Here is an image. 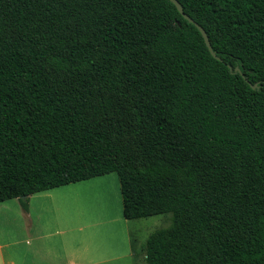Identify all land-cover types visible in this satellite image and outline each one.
I'll return each instance as SVG.
<instances>
[{
  "label": "trees",
  "instance_id": "obj_1",
  "mask_svg": "<svg viewBox=\"0 0 264 264\" xmlns=\"http://www.w3.org/2000/svg\"><path fill=\"white\" fill-rule=\"evenodd\" d=\"M178 1L221 60L170 0H0V202L117 173L147 264H264V0Z\"/></svg>",
  "mask_w": 264,
  "mask_h": 264
},
{
  "label": "crops",
  "instance_id": "obj_2",
  "mask_svg": "<svg viewBox=\"0 0 264 264\" xmlns=\"http://www.w3.org/2000/svg\"><path fill=\"white\" fill-rule=\"evenodd\" d=\"M111 174L36 193L29 197L28 211L23 209L19 199L0 202V222H5V225L0 229V264H105L111 260L119 259H130L134 264H146L145 247L144 245L140 247L142 248V254L140 255L135 237L130 239L129 242L124 239L121 246L117 245L113 251L110 249H105L104 252L100 253L87 249L77 251L75 248H77L79 242L74 246L77 239L74 240L72 238L69 227L64 229V231L48 232V221L44 222L42 220V223H40L39 218L43 217L41 204H45V201L48 203V200H50V203H56L57 200L55 199L57 197L71 199L74 194L84 197L88 194L92 195L93 193L88 192L87 189L98 184L115 183V176ZM119 191L121 193V188ZM120 193L117 194L116 191H112V201L113 205L120 203V208L123 209L122 194L120 195ZM122 216L124 217V214ZM18 219H20L19 222L17 221ZM117 220H120V218L116 214L114 218L109 217L108 220L101 218L95 224L102 225ZM122 221H125L126 225L128 222L135 220H128L124 217ZM59 233H65L66 236L57 240V237L63 236V234ZM11 236L13 237L12 241L9 240ZM129 236L131 238L130 233ZM19 237H21L20 241L18 240ZM3 240L7 241L3 243ZM19 242L23 243L21 251L16 249ZM61 243L65 244V247ZM112 252L115 255L112 256Z\"/></svg>",
  "mask_w": 264,
  "mask_h": 264
},
{
  "label": "rangeland",
  "instance_id": "obj_3",
  "mask_svg": "<svg viewBox=\"0 0 264 264\" xmlns=\"http://www.w3.org/2000/svg\"><path fill=\"white\" fill-rule=\"evenodd\" d=\"M115 176V183H103L93 186L87 189L88 192L93 194H88L86 197L82 195H75L71 199H65L64 197H57L55 203L41 204L42 206V220L49 223L47 226V231H64L66 228L71 229L72 238L75 240L74 246L77 244V251L82 249L94 250L97 253L104 252L105 249L115 250L116 246H121L124 239L129 240L135 237L137 239L138 253L141 255L140 247H145L148 238L157 230L170 227L173 224L172 214L158 215L150 217L147 219H138L135 221L128 222L125 225L123 220V209L120 208V203L113 205L112 201V191H116L117 194L120 193V184L117 173H112ZM121 195V193H120ZM121 212V214H120ZM117 217L120 220L114 221L112 223H105L102 225L95 224L99 219L108 220ZM18 222L20 219L17 220ZM5 222H0V229H2ZM57 228V229H56ZM131 234V238L129 236ZM56 239H60L66 236L65 233ZM9 240H13L11 236ZM21 240V237L18 238ZM7 240H3V243ZM120 243V244H119ZM63 247L65 244L61 243ZM23 243L19 242L16 246L18 251H21ZM115 253L112 252V256ZM105 264H134L130 259H119L111 260ZM138 264V263H136ZM145 264V263H143ZM147 264V262H146Z\"/></svg>",
  "mask_w": 264,
  "mask_h": 264
},
{
  "label": "water",
  "instance_id": "obj_4",
  "mask_svg": "<svg viewBox=\"0 0 264 264\" xmlns=\"http://www.w3.org/2000/svg\"><path fill=\"white\" fill-rule=\"evenodd\" d=\"M170 1L176 6V8H177L178 11L181 13V15L183 16L184 19H186L188 22L194 24V25L197 27V29H198V30L200 31V33L202 34V36H203V38H204V40H205V43H206V45H207V47H208L210 53L212 54V56H213L214 58H216L217 60H221V59L217 56V54L214 52V50H213V48H212V45H211V43H210L209 37H208V35H207L205 29H204L200 24H198L197 22H195L194 19H192L190 16H188V15L184 12L183 7H182V5L180 4V2H179L178 0H170ZM230 70L233 71V69H232L231 67H230ZM233 72H234V71H233ZM235 72H240V69L237 67V68L235 69ZM245 80L248 82L247 79H245ZM258 85H259V84L256 83L255 85H251V86H252V88L255 89Z\"/></svg>",
  "mask_w": 264,
  "mask_h": 264
}]
</instances>
